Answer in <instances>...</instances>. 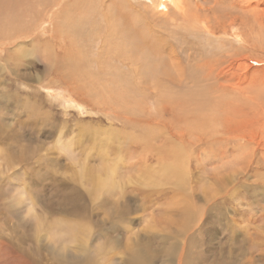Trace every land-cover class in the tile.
<instances>
[{
  "label": "rangeland",
  "instance_id": "obj_1",
  "mask_svg": "<svg viewBox=\"0 0 264 264\" xmlns=\"http://www.w3.org/2000/svg\"><path fill=\"white\" fill-rule=\"evenodd\" d=\"M0 264H264V0H0Z\"/></svg>",
  "mask_w": 264,
  "mask_h": 264
},
{
  "label": "bare ground",
  "instance_id": "obj_2",
  "mask_svg": "<svg viewBox=\"0 0 264 264\" xmlns=\"http://www.w3.org/2000/svg\"><path fill=\"white\" fill-rule=\"evenodd\" d=\"M161 1H162V0H161ZM116 3H117V2H116ZM116 5H117V4H116ZM95 7H96V6H95ZM118 7H119V6H118ZM118 7H117V9H118ZM76 9H77V8H76ZM86 9H87V8H86ZM90 9H91V8H90ZM97 9H98V8H97ZM93 10L95 11V9H93ZM105 11H106V10H105ZM91 12H92V11H91ZM106 12H107V11H106ZM112 12H113V10H112ZM112 12H111V13H112ZM131 12H132V11H131ZM131 12H130V13H131ZM100 13H101V12H100ZM114 13H116V14H115V18H118V19L121 20V22H122V24H120V27L117 29V30H120V35H119V36L124 37V34H125V36L128 37V36L131 34L132 39H133L134 42L137 44V46H139V47H138L139 49H137V50L134 49L135 52L139 53V52H142V51H143L144 53L146 52V53H149V54H151V52H152V54H154V56L157 58V62L159 63L158 65H162V66H163L162 61L159 60V59H162L161 56H160V54H159V52L162 51L161 47H162L163 45H162V46H159V44L155 42V40H154L153 37H151L150 40L142 39L141 41H138V42H137L136 39L140 36V31L132 28V26H131V20H132V19H127L126 16L124 15V13H122L120 9H119V11L116 10V12H114ZM81 14H82V13H81ZM133 14H134V13H133ZM83 16L85 17V14H84ZM83 16H82V17H83ZM90 16H91V15H90ZM101 16H102V15H101ZM21 17H22V16H21ZM84 17H83V18H84ZM111 17H112V16H111ZM36 18H37V17H36ZM112 18H113V17H112ZM132 18H133V17H132ZM81 19H82V18H81ZM86 19H87V17H86ZM82 20H84V19H82ZM119 20H118V21H119ZM76 22H77V21H76ZM138 24H139V23H138ZM90 25H91V24H90ZM109 25H110V23H109ZM111 25H112V23H111ZM113 25H114V24H113ZM92 26H93V25H92ZM137 26H138V25H137ZM101 27H102V26H101ZM139 27H140V26H139ZM144 27H145V26H144ZM92 29H93V28L91 27V30H92ZM89 30H90V29H89ZM112 30L116 31L115 27H114V28L112 27ZM108 31H109V30H107L106 32H108ZM100 32H101V31H100ZM100 32H99V33H100ZM104 32H105V31H104ZM106 32H105V33H106ZM110 32H111V31H110ZM93 34H94V33H93ZM97 34H98V33H97ZM100 34H102V33H100ZM118 34H119V33H118ZM99 36H100V35H99ZM10 37H11V36H10ZM127 37H126V38H127ZM112 38H113V37H112ZM120 38H121V37H120ZM124 38H125V37H124ZM95 39H96V38H95ZM114 39H115V38H114ZM121 39H122V38H121ZM129 39H130V38H129ZM102 40H103V39H102ZM116 40H117V39H116ZM126 40H128V39H126ZM104 41H105V40H104ZM106 41H107V40H106ZM109 41H110V40H109ZM113 41H115V40H112V42H113ZM153 41L156 43V45L154 44ZM110 42H111V41H110ZM107 43H109V42L107 41ZM116 43H118V42H116ZM119 43H120V41H119ZM123 43H124V42H123ZM127 43H128V42H127ZM127 43H126V44H127ZM103 44H104V43H103ZM114 44H115V43H114ZM114 44H113V45H114ZM121 44H122V43H121ZM126 44H125V45H126ZM104 45H105V44H104ZM113 45H112V46H113ZM125 45H124V46H125ZM129 45H130V43L128 44V46H129ZM52 46H53V45H52ZM120 46H121V45H120ZM120 46H119V47H120ZM124 46H123V47H124ZM164 46H165V45H164ZM106 47H107V46H106ZM119 47H118V48H119ZM126 48H127V47H126ZM129 48H130V47H129ZM158 48H159V50H158ZM185 48H186V45H185ZM104 49H105V48H103L102 50H104ZM120 49H121V48H120ZM121 50H122V49H121ZM121 50H120V51H121ZM124 50H125V49H124ZM124 50H123V51H124ZM69 51H70V50H69ZM116 51H117V50H116ZM116 51H114V53H115ZM130 51H131V49H130ZM118 52H119V50H118ZM127 52H128V51H127ZM131 52L133 53V51H131ZM131 52H130V53H131ZM135 52H134V53H135ZM105 53H106V52H105ZM116 53H117V52H116ZM123 53H124V52H122V54H123ZM132 53H131V54H132ZM137 53H136V54H137ZM131 54H130V55H131ZM152 54H151V55H152ZM134 55H135V54H134ZM127 56H128V55H127ZM138 56H139V55H138ZM154 56H153V57H154ZM129 57H131V56H129ZM129 57H128V58H129ZM144 57H145V56H144ZM138 58H139V57H138ZM132 59H133V57H132ZM59 60H60V59H59ZM140 60H141V58H140ZM140 60L138 61V63L140 62ZM142 60H143V59H142ZM153 60H154V59H153ZM63 62H64V61H63ZM69 62H70V61H69ZM136 62H137V61H136ZM144 62H145V61H144ZM157 62H156V63H157ZM148 63H149V62H148ZM64 64H65V63H64ZM149 64H150V63H149ZM153 65H155V64L153 63L152 66H153ZM165 67H166V66H165ZM167 67H169V66H167ZM174 67H175V66H174ZM174 67H173V68H174ZM170 68H171V67H170ZM149 69H150V68H149ZM154 69H155V67H154ZM152 70H153V69H152ZM166 73H167V75L170 74V73L168 72V69L166 70ZM164 74H165V73H164ZM186 76H187L188 79H192V78L194 77L190 72H187V73H186ZM145 78H146V77H145ZM149 79H150V78H149ZM159 82H160V81H159ZM158 84H159V83H158ZM223 85H224V84H223ZM237 93H238V92H237ZM109 131H110V130H109ZM112 137H113V136H112ZM115 137H116V136H115ZM114 139H115V138H114ZM114 139H113V140H114ZM106 140H107V141H109V140L113 141L112 138H111V137H108V136L106 137ZM115 140H116V139H115ZM115 140H114V141H115ZM174 161H175V160H174ZM172 163H173V162H172ZM179 163H180V162H179ZM167 168H168V167H167ZM164 170H165V169H164ZM166 172H167V171H166ZM163 175H164V173H163Z\"/></svg>",
  "mask_w": 264,
  "mask_h": 264
}]
</instances>
